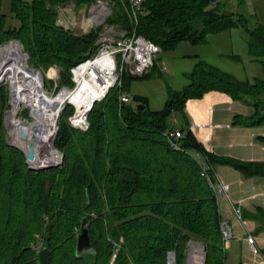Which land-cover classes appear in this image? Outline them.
Here are the masks:
<instances>
[{"label": "trees", "instance_id": "trees-1", "mask_svg": "<svg viewBox=\"0 0 264 264\" xmlns=\"http://www.w3.org/2000/svg\"><path fill=\"white\" fill-rule=\"evenodd\" d=\"M2 1L0 46L18 41L29 65L40 71L59 67L58 87H72L70 69L96 47L93 33L75 35L56 25L52 7L70 0H9L10 20L2 13ZM228 6L210 7L207 0H144L137 33L167 51L181 42L199 45L210 34L240 29L248 55L263 71L252 83L198 62L186 76L188 84L179 91L168 89L164 107L154 112L142 97L119 103V95L127 94L137 79L124 73L120 87L93 104L87 131L72 128L68 118L73 107L64 108L53 143L63 163L45 171L30 170L24 154L7 145L0 119V264H39L36 234L43 235L47 264H166L167 253L174 254L175 264H184L190 240L204 246L206 264H224L217 200L190 149L203 153L211 166H228L244 177L264 179V162L205 153L187 129L183 110L188 101L219 92L255 108L245 125L264 126V26ZM118 18L129 28L125 16ZM6 94L1 90V109ZM176 115H182L178 128ZM175 130L184 134L177 149L166 139ZM83 218L92 251L78 257L76 236ZM247 218L264 232L261 208L242 212V219ZM114 244L119 248L112 259Z\"/></svg>", "mask_w": 264, "mask_h": 264}, {"label": "crops", "instance_id": "crops-1", "mask_svg": "<svg viewBox=\"0 0 264 264\" xmlns=\"http://www.w3.org/2000/svg\"><path fill=\"white\" fill-rule=\"evenodd\" d=\"M234 5V11L250 17L253 24L256 22L264 26V0H239ZM198 62L213 66L240 82L252 83L263 76L261 66L248 55L241 30L231 29L208 35L203 44L181 42L172 50H161L153 69L130 82L127 95L130 100L132 96L145 98L150 111H160L166 102L167 90L179 91L184 88L188 84L187 74ZM246 107L249 105L232 100L226 94L209 92L202 99L188 101L183 117L187 129L205 153L241 161L264 162V129L244 124V119L252 115ZM197 154L201 161L200 152L195 150L193 155ZM203 167L209 169L217 179L214 194L218 212L231 229L238 226V222L229 215L230 209L234 212L236 207H240L241 212L247 213H253L256 208L264 211L263 178L244 177L228 166H211L206 157ZM240 223L243 227H246L244 223L248 224L245 229L249 226L254 229V234L250 232L254 245H249L244 239L239 241L255 253L253 262L249 264H264V253H261V250L264 251V237L260 235L264 232H260L254 219L247 218ZM234 237L233 234L232 239Z\"/></svg>", "mask_w": 264, "mask_h": 264}, {"label": "built area", "instance_id": "built-area-1", "mask_svg": "<svg viewBox=\"0 0 264 264\" xmlns=\"http://www.w3.org/2000/svg\"><path fill=\"white\" fill-rule=\"evenodd\" d=\"M207 1L210 7H217L224 3H227L228 5L236 4L239 0ZM124 2L126 5L127 19L130 25L129 28H121L116 30L114 28V25H112L110 28L105 27V29L97 39L94 52L84 61L78 63L70 69V79L73 83L72 87H58V68L56 66L50 67L45 74L41 73V71L37 69H31L36 74H38L40 78V85L44 91V95L46 98L53 100L54 98H57L62 94L64 95L65 99L54 110L55 121L52 126V147L55 153L54 161H52V163L47 166H34L30 163L29 160L25 158L28 167L46 169L50 167H58L62 164L63 155L54 148L53 143L58 131V121L60 114L67 105L73 107V113L68 118L69 125L74 129L85 132L89 127L87 116L92 109L93 104L95 102L102 101L111 89L120 87V77L124 73L129 74L133 77H142L149 71H151L155 66L156 59L161 52L160 47L137 33V26L141 16L143 15L144 0H124ZM108 9L109 7L101 2L98 5L90 7L88 10V16L83 20L80 27L83 30H87L88 28L101 25L105 22V18L108 17ZM14 42L18 43V41ZM45 79L50 80L53 83L51 91H47V89L45 88ZM91 81H95L97 83L98 87H100V89L102 90V93L92 101L90 107L85 111L84 114L78 115L77 107L69 101L68 97L79 88L80 83ZM16 95L17 93H14L13 89L11 88V92L9 95L11 108L8 112L5 113V132L7 128H11V126H8V116L12 109V104ZM119 103L124 105L129 103V97L126 93H121L119 95ZM23 105L28 104L20 103L17 114L22 110ZM29 109H31L30 119L32 121L22 122L32 123L34 121L33 109L31 108V106H29ZM24 115H28V111H25ZM17 121L20 122L19 120ZM12 129L14 128L12 127ZM183 137L184 134L179 130L171 131L166 134L167 141L174 149L178 148V142ZM194 160L200 163V155H195ZM209 173L210 170L203 167V175L205 176L209 186L214 191L213 176L211 177ZM234 214L238 221L243 222L240 207H236L234 209ZM220 231L222 234V242L224 245L227 241L232 239V229L228 222L222 220L220 222ZM246 242L249 245H254L255 243L253 235L248 232L246 236ZM168 260L169 263H171L172 257H170Z\"/></svg>", "mask_w": 264, "mask_h": 264}, {"label": "bare ground", "instance_id": "bare-ground-1", "mask_svg": "<svg viewBox=\"0 0 264 264\" xmlns=\"http://www.w3.org/2000/svg\"><path fill=\"white\" fill-rule=\"evenodd\" d=\"M6 81L9 82L13 92L17 93L9 114V126L14 128L15 141L22 150H25L24 152L29 153L30 149L32 150L33 158L29 160L32 165H50L55 157L51 145L52 126L55 121L54 110L64 101V95L61 94L53 100L46 98L38 74L26 67L19 48L13 45H5L0 49V84ZM101 93L102 90L95 81L82 82L68 99L77 107L78 115H82ZM20 103L28 104L33 109L32 123L16 120ZM47 151H50L48 152L50 154ZM199 255L201 248L195 244L191 245L188 264H201L197 261Z\"/></svg>", "mask_w": 264, "mask_h": 264}, {"label": "rangeland", "instance_id": "rangeland-1", "mask_svg": "<svg viewBox=\"0 0 264 264\" xmlns=\"http://www.w3.org/2000/svg\"><path fill=\"white\" fill-rule=\"evenodd\" d=\"M34 0H22V2L27 3V4H31ZM103 3L104 5H107L109 7L108 11V17L105 18V22L102 23L101 25H97L94 26L92 28H88L87 30H83L80 25L83 22V20L88 16V10L90 7L95 6ZM49 6V5H48ZM232 9L233 11L236 9L234 4L229 5L227 8ZM55 12H56V25L62 27L65 30H68L70 32H72L75 35H87L90 33H93L95 35V40H94V46H96V42L97 39L99 37V35L102 33V31L105 29V27L110 28L112 25H114L115 29H121V28H126L122 18H118L119 16H125L127 18V14H126V5L124 0H70L68 1L66 4H62V5H56L54 7H52ZM2 13L7 17L8 20H10L11 15V5H10V1L9 0H3L2 1ZM114 20V21H113ZM128 22V21H127ZM12 23L17 25L16 21L12 20ZM13 45L19 48L23 59H24V64L26 65V67L28 69H35L33 68L31 65H29V61H28V56L25 52H27L24 48V46L22 44H20L19 42L16 43L14 41H10L4 45L0 46V49L3 48V46L5 45ZM57 67V66H56ZM58 68V78H57V83H60L61 77H60V68ZM40 71V69H39ZM48 70H41V73L45 74ZM50 81V80H48ZM3 88V89H2ZM45 88L47 89V91H51L52 85L51 84H47L45 85ZM5 93V91L8 93L5 96V104H4V108L1 109L0 108V119L2 124L6 123L5 122V113L8 112L11 108L10 106V101H9V95L11 92V86L9 84L8 81L1 83L0 84V92ZM114 93V92H112ZM8 95V96H7ZM1 97V96H0ZM26 106V107H25ZM246 109H248V111L253 115L255 114L256 110L254 107H246ZM12 111V109H11ZM10 111V113H11ZM28 111V115H24V112ZM9 113V114H10ZM30 113H31V109H29V105H23L22 106V110L19 111L18 115L16 116V120H19L20 122L22 121H29L31 122L32 120L30 119ZM250 115V116H252ZM177 122V127L180 124V119L182 118V115H176L174 117ZM66 119V118H65ZM64 119V121H66ZM59 121H60V117H59ZM58 121V124L60 123ZM10 123V119L8 116V126ZM5 125V124H4ZM60 127V126H59ZM261 129H264V126H261ZM12 127L7 128L6 130V134L4 136L5 138V142L7 143V145H9L10 147L13 148H17L19 149L22 153L25 150H22L20 148V145H18L17 141H15V131H12ZM7 132H12L13 134L7 135ZM52 140V139H51ZM52 145V142H51ZM56 149V148H55ZM57 150V149H56ZM50 151H47V153ZM59 153H62L59 151ZM195 153V149L191 150L190 149V154L193 156V154ZM46 154V153H45ZM50 154V153H48ZM201 154V161H200V165L204 166L205 164V156L203 153ZM63 155V154H62ZM51 155H49L50 157ZM26 163V160L25 162ZM63 163V162H62ZM27 165V164H26ZM62 165V164H61ZM54 167V168H59L61 167ZM47 166V165H46ZM28 167V165H27ZM29 168V167H28ZM53 167L50 168H46L43 169V171L48 170V169H52ZM40 171V170H38ZM213 183L215 186V189L217 190V179L213 176ZM229 215L231 216V218H234L235 221L238 222V226H235L237 229H235V227H233V234H234V238L229 242L228 246L224 247L223 245V250L225 252V259H224V264H249L253 262V258H254V252L252 250H248V248L246 249L245 244L241 245V243L239 241L244 239V242L246 241V236H247V232L248 233H253L254 229L251 228L250 226L245 229L247 227L248 224L244 223V226L235 218V214L233 212V210H229L228 211ZM83 215H87L86 213H83ZM248 223V222H247ZM250 225V224H249ZM45 227H48L47 223H45ZM239 228V229H238ZM247 230V232H246ZM78 234V233H77ZM239 234V235H238ZM254 234V233H253ZM262 237H264V233L260 234ZM259 235V236H260ZM238 237L237 241L235 240ZM260 237V238H262ZM35 239H36V245H34V248H38L37 253L40 252V250L42 248H45V241L43 239V235H35ZM195 244L196 246H199L201 248V255H199L197 257V261L201 262V264H206V251L204 246L197 241L194 240H190L187 245H186V250H185V260H184V264H188V259H189V248L191 245ZM114 252L112 254V259L115 258L116 255V248H117V244H114ZM257 246V245H256ZM258 247V246H257ZM119 248V246H118ZM172 257L171 263H169V258ZM166 264H175L174 261V254L173 253H167L166 255Z\"/></svg>", "mask_w": 264, "mask_h": 264}, {"label": "water", "instance_id": "water-1", "mask_svg": "<svg viewBox=\"0 0 264 264\" xmlns=\"http://www.w3.org/2000/svg\"><path fill=\"white\" fill-rule=\"evenodd\" d=\"M143 105L138 106L139 109H143ZM12 132H7V135H12ZM24 156L27 160H31L33 158V152L30 149L29 153L24 152ZM32 171L43 170L44 168H33L29 167ZM92 251V245L90 243L88 230L85 227V218L82 219L80 223V228L78 234L76 236V255L80 257L83 254L89 253ZM49 254L46 248H42L38 253L39 264H47L48 263Z\"/></svg>", "mask_w": 264, "mask_h": 264}]
</instances>
